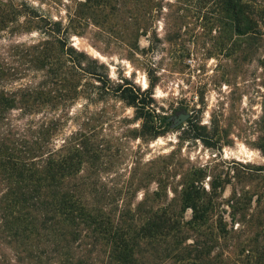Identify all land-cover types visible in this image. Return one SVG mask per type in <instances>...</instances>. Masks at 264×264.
I'll return each mask as SVG.
<instances>
[{
    "label": "trees",
    "instance_id": "16d2710c",
    "mask_svg": "<svg viewBox=\"0 0 264 264\" xmlns=\"http://www.w3.org/2000/svg\"><path fill=\"white\" fill-rule=\"evenodd\" d=\"M222 3L226 42H264L263 5ZM29 25L41 38L13 42ZM1 32L10 40L0 48V264H229L213 249L209 229L201 230L213 206L192 184L171 198L152 161L144 164L138 153L121 168L127 153L99 139L93 107L112 97L156 119L150 88L98 74L92 59L68 46L62 22L25 2L0 0ZM80 102L83 113L73 117ZM70 121L77 128L66 137ZM189 209L193 218L185 222Z\"/></svg>",
    "mask_w": 264,
    "mask_h": 264
},
{
    "label": "rangeland",
    "instance_id": "374dc122",
    "mask_svg": "<svg viewBox=\"0 0 264 264\" xmlns=\"http://www.w3.org/2000/svg\"><path fill=\"white\" fill-rule=\"evenodd\" d=\"M101 1L17 0L62 22L71 34L68 46L92 59L98 74L127 79L141 91L150 88L156 119L112 97L93 107L99 139L130 159L121 168L140 153L144 164L153 162L152 173L161 171L157 177L170 185L171 198L192 184L213 206L201 230L213 235L216 254L229 264H264V42H226L230 21L222 0H111L96 6ZM255 1L264 6V0ZM39 38L29 25L13 42ZM6 40L1 32L0 48ZM236 44L241 49L230 50ZM82 103L73 117L83 113ZM183 115L188 119L181 122ZM76 128L70 121L65 136ZM136 130L145 138H134ZM183 217L191 222L193 211Z\"/></svg>",
    "mask_w": 264,
    "mask_h": 264
},
{
    "label": "water",
    "instance_id": "95a60500",
    "mask_svg": "<svg viewBox=\"0 0 264 264\" xmlns=\"http://www.w3.org/2000/svg\"><path fill=\"white\" fill-rule=\"evenodd\" d=\"M188 119V115H183L182 117H181V122H183V121H185V120H187Z\"/></svg>",
    "mask_w": 264,
    "mask_h": 264
}]
</instances>
